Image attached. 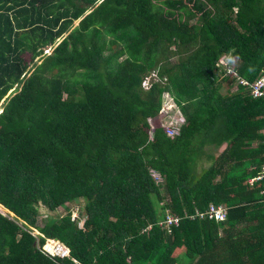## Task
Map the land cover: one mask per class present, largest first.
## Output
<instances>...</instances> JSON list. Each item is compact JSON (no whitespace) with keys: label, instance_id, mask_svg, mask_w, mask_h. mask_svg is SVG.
I'll return each mask as SVG.
<instances>
[{"label":"trees","instance_id":"trees-1","mask_svg":"<svg viewBox=\"0 0 264 264\" xmlns=\"http://www.w3.org/2000/svg\"><path fill=\"white\" fill-rule=\"evenodd\" d=\"M263 67L264 0H0V264H264V101L224 74ZM209 204L223 221L184 218Z\"/></svg>","mask_w":264,"mask_h":264},{"label":"built area","instance_id":"built-area-1","mask_svg":"<svg viewBox=\"0 0 264 264\" xmlns=\"http://www.w3.org/2000/svg\"><path fill=\"white\" fill-rule=\"evenodd\" d=\"M225 75H231L236 80V83L240 86L246 87L249 95L252 98L261 99L264 101V67L260 71L259 75L251 82L248 83L244 79L237 77L230 69L225 70ZM155 74L151 72L147 75L141 83V87L146 90L151 82H155ZM235 84V86L237 85ZM160 120L161 128L166 137H176L179 134L180 127L184 124V118L180 113L178 106L175 104L173 99L167 94L161 95L160 109L157 116ZM150 129L152 128L151 120H148ZM151 175H155L152 174ZM159 179V177H158ZM264 179V164L261 166L260 173L248 180V184L251 185L253 182ZM160 180V179H159ZM226 208L223 205L209 204L207 208L198 212L195 211L192 215H184L187 219H208L214 222H221L225 219ZM181 220L180 217L174 216L169 213H165L164 217L156 223V226L165 229L169 232L171 227H176ZM148 230V228H147ZM39 251L48 256L49 258L63 259L68 257V250L60 246L56 241L46 239L44 245H42Z\"/></svg>","mask_w":264,"mask_h":264},{"label":"rangeland","instance_id":"rangeland-1","mask_svg":"<svg viewBox=\"0 0 264 264\" xmlns=\"http://www.w3.org/2000/svg\"><path fill=\"white\" fill-rule=\"evenodd\" d=\"M77 22H73V25H75ZM59 42V39L56 40V42L52 45V46H48L46 47L43 51H42V54L38 57H36L35 59H33L32 61H30V52L29 51H25L23 53L20 54L22 60L27 63L28 65V70L27 72H31L30 70L32 69L31 67H33L34 65H38L40 62H41V58L43 59L44 56L50 54V52L52 51L53 47ZM11 95L10 91L4 96L5 97H9ZM3 98V99H4ZM3 99L0 101V109L1 107L3 106L4 102H3ZM216 151L218 152L219 150L216 149ZM216 152V153H217ZM199 166H202L203 168H205L207 165L205 164H199ZM152 174H155L153 172H151ZM152 178L154 179V181L156 183H160V180L158 179V176L155 174V175H151ZM1 207V206H0ZM67 207H69L70 209V217L72 220H75L76 223H77V226L79 228L82 227V222H83V212L81 210V207H82V202H80L78 205H74V204H68ZM0 213L1 214H7L6 211L2 210L0 208ZM53 215L59 217L60 215H64V210L62 208H57L53 213L52 212H48L46 211L45 209H43L42 207H39L38 208V218H37V225L38 226H41L42 225V222L45 220V219H48L50 217H52ZM10 218H12V216L10 215ZM34 235L35 234V231L32 232ZM182 250L181 249H176L173 253V255H176V254H179Z\"/></svg>","mask_w":264,"mask_h":264},{"label":"crops","instance_id":"crops-1","mask_svg":"<svg viewBox=\"0 0 264 264\" xmlns=\"http://www.w3.org/2000/svg\"><path fill=\"white\" fill-rule=\"evenodd\" d=\"M262 132V134H264V131H261ZM225 147V144H222L219 148H218V152L217 153H219L223 148Z\"/></svg>","mask_w":264,"mask_h":264},{"label":"clouds","instance_id":"clouds-1","mask_svg":"<svg viewBox=\"0 0 264 264\" xmlns=\"http://www.w3.org/2000/svg\"><path fill=\"white\" fill-rule=\"evenodd\" d=\"M57 40H58V39H57ZM59 40H60V39H59ZM55 42H56V41H55ZM11 91H12V90H10V93H11ZM8 92H9V91H8ZM8 92H7V93H8ZM0 111H1V109H0ZM31 234H32L33 236H36V235H38V233H37V232H35V234H36V235H34L33 233H31ZM45 240H46V239H45ZM66 249H67V248H66ZM67 250H68V249H67ZM65 258H69V254H68V257H65ZM63 259H64V258H63ZM73 262H74V261H73ZM74 263H76V262H74Z\"/></svg>","mask_w":264,"mask_h":264},{"label":"bare ground","instance_id":"bare-ground-1","mask_svg":"<svg viewBox=\"0 0 264 264\" xmlns=\"http://www.w3.org/2000/svg\"><path fill=\"white\" fill-rule=\"evenodd\" d=\"M60 246H62L63 248H66L64 245H62V244H60V243H58Z\"/></svg>","mask_w":264,"mask_h":264}]
</instances>
